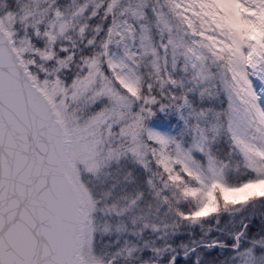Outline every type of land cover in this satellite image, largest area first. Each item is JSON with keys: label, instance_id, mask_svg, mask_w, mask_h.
Masks as SVG:
<instances>
[{"label": "snow or ice", "instance_id": "snow-or-ice-1", "mask_svg": "<svg viewBox=\"0 0 264 264\" xmlns=\"http://www.w3.org/2000/svg\"><path fill=\"white\" fill-rule=\"evenodd\" d=\"M0 264H264V0H0Z\"/></svg>", "mask_w": 264, "mask_h": 264}, {"label": "trees", "instance_id": "trees-1", "mask_svg": "<svg viewBox=\"0 0 264 264\" xmlns=\"http://www.w3.org/2000/svg\"><path fill=\"white\" fill-rule=\"evenodd\" d=\"M259 223H260L259 220H257L256 223H255V227H256V228L259 227ZM250 234H251V233H250Z\"/></svg>", "mask_w": 264, "mask_h": 264}]
</instances>
